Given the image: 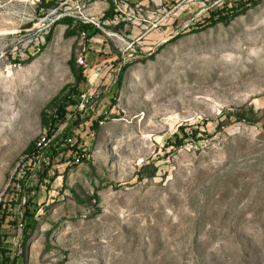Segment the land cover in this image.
Masks as SVG:
<instances>
[{
    "label": "rangeland",
    "instance_id": "1",
    "mask_svg": "<svg viewBox=\"0 0 264 264\" xmlns=\"http://www.w3.org/2000/svg\"><path fill=\"white\" fill-rule=\"evenodd\" d=\"M113 1L0 0V264H264V0Z\"/></svg>",
    "mask_w": 264,
    "mask_h": 264
},
{
    "label": "trees",
    "instance_id": "2",
    "mask_svg": "<svg viewBox=\"0 0 264 264\" xmlns=\"http://www.w3.org/2000/svg\"><path fill=\"white\" fill-rule=\"evenodd\" d=\"M111 3V9L106 13L105 19H109L111 14L113 13V9H114V1L113 0H109ZM45 5V6H44ZM43 7L47 8V10L52 9L53 3L49 2L46 3V0H43ZM239 13V12H238ZM229 19V18H228ZM221 20H226V18H221ZM219 20H216V22L213 24L215 25ZM75 22V20L73 18H65V19H61L62 24H65L66 26H68V30L66 33V36L69 37L71 35H75L76 33H89L91 31V29H93V27H91L88 24H84L83 22H79L77 23L78 27H77V31L74 32L71 30L73 23ZM224 22H228L224 21ZM96 33H98L97 30H95L93 33L89 34V38L88 39H92ZM70 66H71V70L75 76L76 82L80 83L84 78V70L82 67H80L77 64V59L76 57L73 55V58L70 61ZM127 70V67H125L123 70H121L120 76H123V74H125ZM72 93L70 91V87H67L66 89L63 90V92L56 97L51 103L50 105L47 107V109L44 111L43 115H42V119H43V124L47 127L50 128L52 130H54V127L56 125V123L59 121V119H61L60 121H64L65 120V115H66V107L68 105V103H70L72 100ZM56 110V114L58 116V118H51V116H49V111H53ZM59 121V122H60ZM35 145L32 146V148ZM32 148L30 149V151L32 150ZM21 226L24 227V232H23V239L24 242H27L31 239L32 235L34 234L38 223L34 220H23V223H21ZM3 264H15L14 262H11L9 258H4Z\"/></svg>",
    "mask_w": 264,
    "mask_h": 264
},
{
    "label": "built area",
    "instance_id": "3",
    "mask_svg": "<svg viewBox=\"0 0 264 264\" xmlns=\"http://www.w3.org/2000/svg\"><path fill=\"white\" fill-rule=\"evenodd\" d=\"M91 98H92V96H88V94L82 95V101H81L80 106H79V109L81 111H84L86 109L87 104L89 102V99H91Z\"/></svg>",
    "mask_w": 264,
    "mask_h": 264
}]
</instances>
